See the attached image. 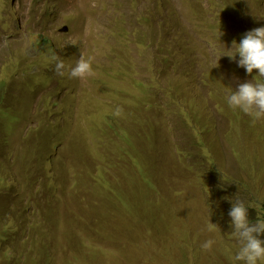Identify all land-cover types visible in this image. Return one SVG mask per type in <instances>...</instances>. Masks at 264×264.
Here are the masks:
<instances>
[{
    "label": "rangeland",
    "instance_id": "374dc122",
    "mask_svg": "<svg viewBox=\"0 0 264 264\" xmlns=\"http://www.w3.org/2000/svg\"><path fill=\"white\" fill-rule=\"evenodd\" d=\"M154 1L0 0V139L8 145H4L6 158L17 167L27 149L31 154L39 151L40 155H50L51 162L45 164L44 170L33 172L34 180L55 182L63 188L57 200L64 199L66 203L56 211L54 200L42 192L35 199L41 204L33 206L42 213L49 209L56 221L73 234L89 232L94 236L90 235L93 240H82L84 249H69L61 244L64 230L59 225L45 237L47 255L37 259L36 264H239L234 256L240 245L232 236L228 215L232 203L239 200L245 204L251 223L264 220V121L251 123L248 131L240 123L231 124L226 118L230 109L228 95L213 81L206 82L207 88L200 84L195 88L178 85L188 106L181 110L191 112L189 117L195 118L196 124L185 122L182 115L175 113L170 96L165 97L163 89L158 92L157 102L165 105L169 114L160 119L162 125L158 119L150 125L153 134L166 137L168 142L154 158L158 160L157 172L151 170L149 162L145 168L151 177L148 188L134 187L129 182L124 187L120 185L124 205L103 207L107 190L119 188V184L113 185L121 179L117 169L125 163L130 149L105 133L96 136L98 142L102 139L103 146L94 156L85 143L96 147V139L75 127L72 120H79L85 127L91 124L95 120L92 113L106 108L110 88L104 91V85L92 87L95 72L86 79L61 77L53 71L54 61L58 56L66 65L74 66L80 57H91L94 68L102 49L108 54L114 50L113 69L125 55H131L140 68L146 67L149 56L136 53L143 51L140 43L149 32ZM170 1L175 3L180 18L190 13L187 5ZM209 3L203 0L202 6L194 2L189 5L194 11L206 13ZM252 3L262 9L254 21L264 24V0ZM182 23L183 37L193 49L198 46L200 53L196 50L195 56L202 65H208L205 70L213 80L228 84L230 93L240 83H255L250 75L227 73L235 64L225 55L234 52L227 32H210L194 16L189 24L183 19ZM63 27L66 32H61ZM40 35L52 38L59 51L40 46ZM129 40L132 44L125 45ZM202 51L205 53L201 55ZM55 78L63 86L56 94L52 92L57 88ZM157 78L146 89L164 88V82L157 85ZM188 89L193 92L190 99L184 92ZM131 94L136 96L138 92L133 90ZM145 98L148 100V94ZM82 104L86 113L80 111ZM6 114L12 121L8 122ZM12 116H17L18 121ZM51 117L64 121L67 118L70 126L56 145L48 146L40 135ZM135 148L132 143L131 149ZM59 178L63 181L59 182ZM21 180L25 183L28 178ZM45 202L48 209L40 207ZM93 202L98 208L95 215L90 205ZM66 206L74 218L70 220L75 221L65 218ZM259 238L264 239V234ZM209 239L215 243L205 251L202 245Z\"/></svg>",
    "mask_w": 264,
    "mask_h": 264
},
{
    "label": "trees",
    "instance_id": "16d2710c",
    "mask_svg": "<svg viewBox=\"0 0 264 264\" xmlns=\"http://www.w3.org/2000/svg\"><path fill=\"white\" fill-rule=\"evenodd\" d=\"M208 1L210 6L207 8V12L201 13L199 9L194 11V8L189 3H199L202 6L203 0H177L180 6L187 5L190 10L189 14L184 17L181 16V18L175 11L176 5L172 1H154L152 8L154 7L155 11L151 15L152 20H150L149 32L145 35V41L140 43L143 51L136 53L140 55L145 52L149 56L146 67L141 66L140 68L131 55H125L124 59L122 58L118 66H114L115 69H113L111 60L114 50L111 54H108L100 49L97 55L98 59L105 61L100 62L97 60L94 65L93 69L96 78L92 82V87L104 85V91L110 88L111 94L107 98L108 104L105 109L92 113L95 116V120L91 121L92 123L86 127L82 126L79 120L72 121L75 127L79 130L82 129L84 134L87 132L88 135H92L93 139H96V136L107 133L124 142L130 149L126 151L125 163L121 166V169H117V174H119L121 179L113 185L119 184V188L113 187V191L111 189L107 190L103 198L104 203L102 202L104 204L103 207H109V204L124 205V195L121 193L120 185L124 187L129 182L134 187L142 185L145 189L148 188L151 177L146 174L145 168L149 162L152 164L151 170L157 172L155 164L158 160L154 161L156 153L161 152L168 145L166 137L158 136L156 133L153 134L152 130H150V125L154 120L158 119L162 125L160 119H165L169 114V110L163 107L165 105L157 102L160 99L158 94L160 90L163 89L165 97L170 96L175 113L182 115L184 121L191 124H196L197 121L195 118L189 117L191 112L186 113L181 110L188 106L185 103V97L178 91L179 83H183L189 88H195L198 84L207 88L206 82L213 81L217 88L224 89L228 96L231 94L228 84L225 85V82L220 84L217 80H213L212 76L205 70L207 64L202 65L200 59L195 56V52H199L197 50L199 48L196 46V49H193L183 37L185 27L182 19L189 24L191 17L194 16L195 21L201 20L202 26L208 28L207 30H210V32H216V34L218 32H222V34L227 32V37L230 39L231 44H233V41L239 44L246 32L258 27H264V24L254 21L256 14H259L262 9L253 5L252 2L255 0ZM38 44L48 47L52 52L57 53L59 51L58 44L52 38L40 35ZM124 44L132 43L129 40L128 43ZM135 46H137L136 43ZM121 47L119 46L118 48ZM233 49L235 51V44H233ZM203 53L205 51H202L201 55ZM238 59L239 56L237 54L236 60H233L235 64L230 65L231 69L227 73L249 75L243 67L238 66L236 62ZM256 74V70H254L250 75L254 82H263L264 79ZM158 76H161L163 80L158 79ZM155 78L158 79L157 85L164 82V88H158L155 91L146 89L148 85L154 84ZM55 79L57 88L52 90V92L56 94V91L63 86L60 85L61 81L58 78ZM171 80L173 81L169 84ZM115 83L118 84L115 85ZM133 90L138 92L137 95L135 94L136 96L131 94ZM185 91L187 92L186 98L190 99L193 92L189 89ZM146 94H148V100L145 98ZM197 101L204 102V99H197ZM82 107L83 109H80V111L86 113V106L82 104ZM117 107L123 109V113L119 117L113 115V111ZM68 110L66 108V112ZM0 115H3V113H0ZM6 117L8 122L12 121L11 116L6 114ZM12 117L18 121L17 116ZM226 118L231 124L240 123L247 131L251 128V123L253 124L249 116L231 108L226 113ZM245 119H247L246 122ZM68 126H70V123L67 118L66 121L52 117L48 118L40 137L43 141H46V145H56L65 129L67 133ZM90 126L93 127L88 128ZM83 128H85V131ZM2 137L6 139V134L3 133ZM101 140L100 138L98 142L96 139V147L85 143L86 149L92 155L98 156L102 150L101 146H103ZM159 142L163 144L159 145ZM132 143L133 145L134 143L136 144L135 149H131ZM4 145H7L6 141L4 144L3 140L0 139V264H36L37 259L47 255L45 237L51 231L58 230L59 225L64 230L61 232L62 246L65 244L69 249H84L82 240H93L90 237L92 234L89 232L84 234L82 232L81 235H77L76 233L73 234L71 229L67 230L60 221H56L54 215H51L46 202L40 206L48 209L46 213L40 212L39 209L33 206L35 203L41 204L40 200L35 202V199L42 192H47L50 199L54 200L53 204L56 211H58L60 205L63 208L66 203L64 199V202L57 200V196L62 194L63 188L57 187L55 182L52 184L50 183L51 180H34L33 172H38L40 169L43 171L45 164L48 165L51 162L50 155L46 152L40 155L39 151L31 154V150L27 149L22 154V162L15 167L13 163L8 162L6 158L7 149L5 150ZM101 157L102 155H100ZM62 167V165L59 167V172ZM45 173L49 176L48 169ZM24 176L28 178L25 183L21 180ZM50 178L52 179V177ZM62 181L63 179L59 178V182ZM90 205L91 211L95 215L98 208L94 202ZM65 209V218L68 221L74 219L69 215L71 209L69 210L68 207L67 210V206ZM76 222L78 225L80 224V220L76 219ZM23 250H26V252ZM30 251L33 252L32 256H30ZM35 257L36 259L32 260ZM20 258H23V260H20Z\"/></svg>",
    "mask_w": 264,
    "mask_h": 264
},
{
    "label": "clouds",
    "instance_id": "9594fccd",
    "mask_svg": "<svg viewBox=\"0 0 264 264\" xmlns=\"http://www.w3.org/2000/svg\"><path fill=\"white\" fill-rule=\"evenodd\" d=\"M235 44V51L230 55L225 54L230 60H236L239 67H243L246 73L251 75L256 70V75L264 78V27H258L246 32L239 44ZM232 44V46H233ZM53 71L69 79H86L94 75L92 58L80 57L74 66L66 65L64 60L56 57ZM227 105L233 110H239L252 118L253 123L264 121V82H243L227 97ZM123 109L117 107L113 111L114 116H121ZM231 217L232 236L239 242V250L234 260L239 264H261L264 262V220L251 223L248 219V208L242 201L232 203L228 213ZM214 240L209 239L202 245V249L210 251Z\"/></svg>",
    "mask_w": 264,
    "mask_h": 264
},
{
    "label": "water",
    "instance_id": "95a60500",
    "mask_svg": "<svg viewBox=\"0 0 264 264\" xmlns=\"http://www.w3.org/2000/svg\"><path fill=\"white\" fill-rule=\"evenodd\" d=\"M67 31V28L66 27H63L61 32H66Z\"/></svg>",
    "mask_w": 264,
    "mask_h": 264
}]
</instances>
